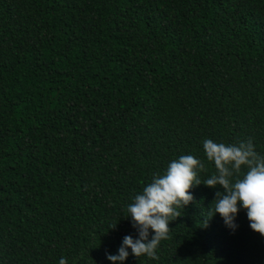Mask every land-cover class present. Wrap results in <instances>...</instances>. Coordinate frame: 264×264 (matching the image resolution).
<instances>
[{"label":"trees","instance_id":"16d2710c","mask_svg":"<svg viewBox=\"0 0 264 264\" xmlns=\"http://www.w3.org/2000/svg\"><path fill=\"white\" fill-rule=\"evenodd\" d=\"M264 155V0H0V264H112L126 208L205 139ZM158 260L264 264L203 183ZM115 228H112L115 226Z\"/></svg>","mask_w":264,"mask_h":264},{"label":"clouds","instance_id":"9594fccd","mask_svg":"<svg viewBox=\"0 0 264 264\" xmlns=\"http://www.w3.org/2000/svg\"><path fill=\"white\" fill-rule=\"evenodd\" d=\"M202 144L205 157L214 164L215 171L202 182L199 175L207 171L204 160L182 155L172 160L162 174H154L152 181L126 208L125 218L131 217L138 238L125 236L118 254H107L112 264H123L129 257V248L137 258L147 256L158 260L161 242L170 238V223L182 216L179 209L195 199L190 190L202 183L210 188H222L215 193L205 227L207 221L219 213L225 225L235 231L237 216L243 208L250 228L264 236V155L250 139L226 144L206 138ZM59 264H67V260L61 258Z\"/></svg>","mask_w":264,"mask_h":264}]
</instances>
